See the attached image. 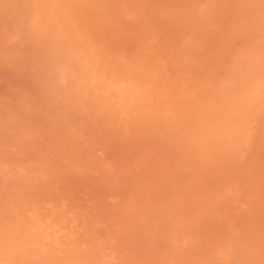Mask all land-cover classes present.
<instances>
[{
    "label": "bare ground",
    "instance_id": "bare-ground-1",
    "mask_svg": "<svg viewBox=\"0 0 264 264\" xmlns=\"http://www.w3.org/2000/svg\"><path fill=\"white\" fill-rule=\"evenodd\" d=\"M0 264H264V0H0Z\"/></svg>",
    "mask_w": 264,
    "mask_h": 264
},
{
    "label": "rangeland",
    "instance_id": "rangeland-1",
    "mask_svg": "<svg viewBox=\"0 0 264 264\" xmlns=\"http://www.w3.org/2000/svg\"><path fill=\"white\" fill-rule=\"evenodd\" d=\"M147 162H148V161H146L145 163H147ZM147 164H148V163H147ZM149 164H150V163H149ZM150 166H151V164H150ZM160 169H161V167H160ZM163 170L165 171L164 168L161 169V171H163ZM149 175H150V176L146 175V177L152 178L153 174L151 173V174H149ZM153 177H155V176H153ZM126 185H128V184H124L123 186L125 187ZM127 187H128V186H126L124 189L127 190ZM122 198H125V197H122ZM122 198H121V199H122ZM121 199L119 198V201H117V200H118V199H117L116 202H115V204H117L118 202H120ZM121 212H122V211H121ZM121 212H119V214H121ZM120 225H121V224H120ZM106 233H107V232H106ZM131 247H133V245L130 246V249H131V251H132V249L134 250V247H133V248H131Z\"/></svg>",
    "mask_w": 264,
    "mask_h": 264
}]
</instances>
